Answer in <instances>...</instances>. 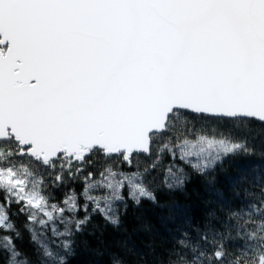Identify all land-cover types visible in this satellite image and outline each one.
<instances>
[{
	"label": "snow or ice",
	"instance_id": "obj_1",
	"mask_svg": "<svg viewBox=\"0 0 264 264\" xmlns=\"http://www.w3.org/2000/svg\"><path fill=\"white\" fill-rule=\"evenodd\" d=\"M253 121L264 0H0V264H69L94 216L118 225L121 205L158 203L193 174L223 200L215 169L252 154L236 133ZM261 200L250 211L264 215ZM215 219L198 241L182 232L166 264H264V220L229 261Z\"/></svg>",
	"mask_w": 264,
	"mask_h": 264
},
{
	"label": "trees",
	"instance_id": "obj_2",
	"mask_svg": "<svg viewBox=\"0 0 264 264\" xmlns=\"http://www.w3.org/2000/svg\"><path fill=\"white\" fill-rule=\"evenodd\" d=\"M236 134L247 138L252 154L229 156L216 167L215 187L223 192V200L208 190L205 177L195 174L182 189L169 191L161 187L157 191L158 203L145 200L136 206L128 201L126 211L121 205L118 225L94 216L87 228L76 235L69 264H114L116 259L122 264H166L169 253L177 250L182 232H187L194 242L199 240L198 232L193 229H203L211 211L217 216L212 225L227 228L224 246L229 261L245 246L254 247L248 241V233L256 231V225L264 220L261 213L250 211L253 206L258 207L264 197V125L253 121ZM69 187L72 185L49 190L59 200ZM75 187L79 192L80 185ZM231 208L241 209V216L226 222L225 212ZM13 220L22 231L17 245L31 253L33 245L29 243L28 233L23 231L24 216H13ZM4 259L7 257L0 254V261Z\"/></svg>",
	"mask_w": 264,
	"mask_h": 264
}]
</instances>
